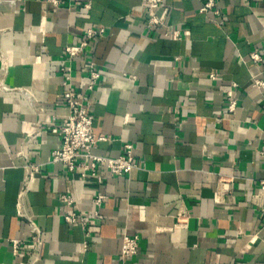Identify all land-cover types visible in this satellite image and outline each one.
Returning <instances> with one entry per match:
<instances>
[{"label":"crops","instance_id":"0c3cea01","mask_svg":"<svg viewBox=\"0 0 264 264\" xmlns=\"http://www.w3.org/2000/svg\"><path fill=\"white\" fill-rule=\"evenodd\" d=\"M62 1L0 3V81L11 89L0 90V264H32L9 243L30 237L16 212L26 164L39 165L24 202L41 230L35 264H264V89L252 82H264V0H214L217 14L199 12L203 0H162L154 28L144 0ZM90 28L104 33L68 59L64 47ZM61 69L105 137L93 153L118 157L131 143L136 169L101 167L98 183L50 162L67 114ZM72 211L84 227L64 221ZM123 235L138 237L126 260Z\"/></svg>","mask_w":264,"mask_h":264},{"label":"built area","instance_id":"2783aa9c","mask_svg":"<svg viewBox=\"0 0 264 264\" xmlns=\"http://www.w3.org/2000/svg\"><path fill=\"white\" fill-rule=\"evenodd\" d=\"M17 0H0V3H7L8 5L14 6ZM46 3L59 7L62 5V0H44ZM144 27L154 28L162 24L161 19L156 15V10L161 6L162 0H144ZM85 8L89 7V4L84 5ZM213 11L217 14L218 11L215 9L214 0H203L200 5L199 12L208 13ZM104 33L103 28L87 29L84 33L85 40H82L77 45H67L64 47V54L68 59L79 57L85 47L87 46L88 40L93 39L97 35ZM170 35L177 37V31L170 33ZM166 33V36H170ZM250 58L254 61L259 60L257 54L252 53ZM0 77L4 75L6 71V63L1 58L0 54ZM62 75V84L67 86V89L63 93V101L67 108V114L63 119L58 129H54L60 137V146L57 150L51 153V163H59L65 172H78L81 178H94L98 183H101L102 176L100 168L104 167L112 175H123L129 173L131 170L137 168V164L133 157V145L131 143H125L123 145V154L118 157H107L97 155L93 153V149L96 144L100 141L105 140L103 136H97L92 128L93 115L91 114L92 103L89 99L79 98L73 89L70 87L71 80L68 74H65L64 70ZM210 80H216L217 74L210 73ZM256 90L264 89V82L261 79L252 80ZM98 83L97 72L89 67V76L86 85V89L91 91ZM236 87L235 83H231L229 88L225 91L226 109L228 112H233L236 108L237 101L233 96V89ZM0 90L8 91L11 90L0 81ZM25 176L21 184L20 190L17 196L16 212L20 219L26 221L29 228L30 237L28 240L21 239H9L11 244L13 255L17 256L22 250L32 258V264L38 261V248L40 247L41 241V230L35 224L33 219L28 215L25 208V193L28 190L30 183L33 180L34 174L38 171L39 165L37 164H26L24 165ZM260 189L264 196V180L260 181ZM260 197V195H256ZM103 196L96 197L93 202L99 206L103 201ZM60 199L66 204L70 205L72 200L67 195H62ZM95 215H98L96 212ZM178 217L182 218L184 211L178 212ZM66 223L78 224L84 227L85 222L75 212H69L63 216ZM179 220V219H178ZM179 225V221L176 226ZM164 227V226H163ZM160 225L156 226V229L161 231L165 230ZM86 247L83 244V249ZM138 248V237L136 235L129 236L123 235L121 239V247L119 256L121 259L126 260L133 257L137 253ZM22 264V263H21Z\"/></svg>","mask_w":264,"mask_h":264}]
</instances>
